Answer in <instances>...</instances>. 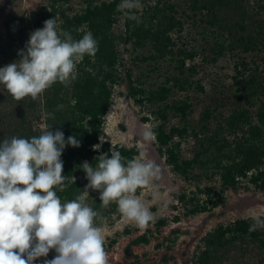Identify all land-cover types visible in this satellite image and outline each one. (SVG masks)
<instances>
[{
	"label": "trees",
	"instance_id": "16d2710c",
	"mask_svg": "<svg viewBox=\"0 0 264 264\" xmlns=\"http://www.w3.org/2000/svg\"><path fill=\"white\" fill-rule=\"evenodd\" d=\"M71 2L47 0L34 11L6 21L4 32L0 33V67L15 60L18 63V50L25 47L30 33L43 27L49 18L54 17L58 30L70 33L75 40L90 31L98 42L95 56L85 55L77 64L76 80L68 84L56 82L35 99L26 96L17 100L0 85V139L41 135L43 130L35 127V119L41 114L44 129H60L65 138L74 136L80 141L79 147L66 146L61 156L65 187L61 190L55 186L54 190L62 202L85 197V202L98 212L95 222L100 226L103 204L97 190L85 189L81 177L86 176L81 164L88 161L96 167L98 156L102 152L110 156V149L119 151L125 164L140 154L136 145H112L109 141H103L99 150L92 147L100 143L105 114L112 102L114 86L119 83H125L126 96L134 102L154 106L155 123L151 126L155 147L172 171L187 181L200 179L201 175L208 180L218 179L217 188H198L199 193L206 194L205 198L200 199L193 192L187 214H211L224 203L228 190L252 186L264 192V0H186L188 13L172 2H158L142 12L134 10L139 23L118 9L121 0H83L80 10ZM184 16L193 19L200 16L201 34L212 41L210 61L226 53L239 55L232 76L234 94L238 102L247 106H239L224 116L206 109L198 125L169 126L170 114L178 115L183 121L192 110L187 96L168 101L173 89L187 91L199 85V81L192 79L195 66L188 64L195 52L178 45L176 40V34L183 29ZM127 44L147 51V56L140 57L144 61L158 63L170 59L174 74L154 88L132 78L128 69L122 76L118 70L119 48ZM249 53H255L257 59L247 60L244 55ZM199 88L202 89L200 85ZM142 120L146 122L149 118L144 116ZM212 120L216 123L213 128ZM189 137L194 139L195 146L192 155L184 157L181 144ZM176 197L183 201L186 195ZM166 223V217L158 218L156 231ZM252 223L246 217L218 223L201 237L191 264H264V229L250 231ZM149 235L143 232L130 238L126 252L148 244ZM116 241L115 237L111 238L108 247ZM104 249L107 251L105 243ZM162 260L175 261V257L165 254ZM42 261L37 258L35 264ZM130 264L153 263L136 254Z\"/></svg>",
	"mask_w": 264,
	"mask_h": 264
},
{
	"label": "clouds",
	"instance_id": "9594fccd",
	"mask_svg": "<svg viewBox=\"0 0 264 264\" xmlns=\"http://www.w3.org/2000/svg\"><path fill=\"white\" fill-rule=\"evenodd\" d=\"M142 7V0H121L118 5L137 23L134 10ZM97 51L90 31L75 40L49 18L18 50L19 62L0 67V85L17 100L35 99L56 82L76 80L77 64ZM154 136L152 126L143 131L146 141ZM103 141L101 136L93 149L99 150ZM66 146L79 147L80 141L50 127L31 138L0 139V264H35L50 250L56 255L41 264H109L105 237L95 222L98 212L85 197L62 202L54 190L65 187L61 156ZM110 151V156L103 152L98 156L96 167L88 161L81 164L88 180L85 189L98 190L103 206L115 201L123 216L146 228L154 215L135 193L158 179L160 168L144 156L125 164L119 151ZM246 218L253 221L250 231L264 229V213L252 208Z\"/></svg>",
	"mask_w": 264,
	"mask_h": 264
},
{
	"label": "rangeland",
	"instance_id": "374dc122",
	"mask_svg": "<svg viewBox=\"0 0 264 264\" xmlns=\"http://www.w3.org/2000/svg\"><path fill=\"white\" fill-rule=\"evenodd\" d=\"M47 0H0V33L4 32L6 21L16 15L34 11ZM101 1V0H95ZM158 2H172L180 6V11L188 13L186 0H142L143 7L138 12H142L145 7L154 6ZM71 5L76 10H80L83 0H72ZM200 16L196 19L183 17V29L177 33L176 39L180 46H186L195 52L189 65L195 66L196 73L192 79L199 81V85L187 91L173 89L168 98L169 102H174L187 96L192 103V110L182 121L178 115H169L168 125H198L201 123V115L204 110L211 109L214 114L227 115L239 106H247V103L238 102L234 94L233 74L234 64L239 60L236 53H226L216 61H210L212 41L206 39L200 27ZM122 27V22H120ZM120 64L118 70L123 76L128 69L132 78H138L147 88L156 87L165 82L174 74V63L170 59L161 60L154 63L150 60H142L141 54L147 56V51L134 49L130 44L121 45ZM247 60H256L255 53L244 55ZM125 83L114 86L112 102L105 114L104 128L101 136L104 141H109L112 145L120 144L125 146L136 145L140 149V154L136 159L144 156L153 160L160 168L159 178L151 181L149 185L139 187L135 195L149 207L154 215V220L149 222L146 228L139 227L134 221L123 216L118 208V204L113 201L107 207L102 206V221L99 226L105 237L106 253L109 264L122 262L130 264L134 256L142 255L153 264H191L194 251L200 245L201 237L218 223L226 224L236 218L246 217L249 209H256L264 213V192L252 186L249 189L240 188L237 191L228 190L222 205L215 207L211 214L208 212L187 214V209L192 205L190 198L196 193L200 199L205 198V193H199L198 188L210 186L218 187V179H206L200 176L197 180H185L180 175L172 171L164 158L156 150L154 138L146 141L143 131L155 123V116L152 113L154 106L149 103L138 104L126 96ZM253 109V108H252ZM147 116L148 121L142 118ZM212 120L210 127H215ZM35 127L44 130L43 117L39 114L35 119ZM195 141L192 137L185 139L181 144V154L184 157L192 155V148ZM86 185L88 180L81 177ZM90 191L93 189H89ZM98 191V190H97ZM99 192V191H98ZM185 194V199L179 200L176 195ZM160 217H166L167 223L156 231L155 222ZM177 217V220L175 219ZM129 229L130 233L124 230ZM150 231V232H148ZM147 232L150 234V242L138 247H132L126 252L125 247L130 238ZM116 238V243L110 247L111 238ZM158 244V245H157ZM173 255L175 261L163 262V255ZM56 255L54 250H50L44 259H52ZM39 260V259H38Z\"/></svg>",
	"mask_w": 264,
	"mask_h": 264
}]
</instances>
